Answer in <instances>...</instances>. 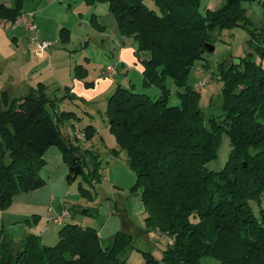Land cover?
<instances>
[{
    "label": "trees",
    "instance_id": "obj_1",
    "mask_svg": "<svg viewBox=\"0 0 264 264\" xmlns=\"http://www.w3.org/2000/svg\"><path fill=\"white\" fill-rule=\"evenodd\" d=\"M23 1L6 5L0 0V21L14 24ZM86 1L108 3L121 34L136 42L135 55L144 56L143 86L159 90L150 95L117 84L105 109L118 143L112 150H125L136 175L131 191L139 190L146 214L141 233L147 239L151 231L168 238L160 257L142 251L144 264H204L203 257L215 259V264H264V206L255 214L250 204L260 201L264 192V27L256 34L248 29L241 5L261 1L264 6V0H222L217 9L204 11L199 0H153L157 10L147 9L140 0ZM232 26L247 29L254 51L239 57L238 65L231 60L218 63L222 113L206 118L198 106L199 91L186 78L208 52L205 43L213 44L210 32ZM68 31L59 30L61 44L69 42ZM86 74L82 64L74 66L75 78L83 80ZM168 77L183 89L178 92L180 105L168 103ZM66 98L76 97L51 96L43 83L20 97L2 94L1 210L15 195L43 186L40 169L50 146L60 150L69 182L81 176V194L90 193L84 182L93 186L100 181L99 156L89 154L87 168V153L60 128L72 113L56 112L54 106ZM222 132L229 139L228 158L223 168L210 170L206 164L216 157ZM57 234L53 245L28 234L17 248L2 234L0 264H129L126 252L134 248V235L125 229L104 243L93 227L70 220Z\"/></svg>",
    "mask_w": 264,
    "mask_h": 264
},
{
    "label": "rangeland",
    "instance_id": "obj_2",
    "mask_svg": "<svg viewBox=\"0 0 264 264\" xmlns=\"http://www.w3.org/2000/svg\"><path fill=\"white\" fill-rule=\"evenodd\" d=\"M27 0L23 1V5ZM147 9H156L153 0H140ZM199 8L217 9L221 4L216 5L217 0H199ZM62 4L66 10L63 14L69 21V46L73 48L74 58H82L81 64L87 69L86 77L82 81L80 87L84 90L93 92L98 85L96 78L109 80L113 88L117 84L130 87L136 92H144L150 95H155L159 90L154 87H145L142 84V67L141 61L134 55V50L137 47L136 42L132 37H127L121 34L118 29L114 14L109 10L106 2H88L86 0H70V5L67 0H63ZM245 9L247 17L248 29H253V32L258 33L260 26L264 27V6L261 1H245L241 3ZM69 14H68V13ZM71 13L73 15H71ZM70 15V16H69ZM59 31L57 32V36ZM250 33L242 26H232L222 29L220 32L214 30L210 32V39L213 40L214 50L205 52L203 58L195 61L194 67L187 75V83L195 88V84L201 79L203 74H209L211 80L199 90L198 106L204 113L206 118L217 116L222 113L221 109V87L222 81L217 77L218 63L220 62H235L239 57L253 52L254 48L248 43ZM57 46V44H54ZM129 57H133L129 61ZM202 63L208 64L205 68ZM106 65H114L117 73L114 78L102 77L100 70ZM74 68V67H73ZM85 81L92 82L91 86H87ZM167 88L169 89V105H180L181 99L178 92L182 88H178L173 83L172 79L167 78ZM65 89V88H64ZM69 89V88H68ZM69 94L76 98L66 102L64 107L72 114L65 118L64 133L68 135L67 139L78 146L81 151L87 153L85 162L87 168L90 165L89 154L95 153L99 156V170L103 175L97 184L88 185L87 182L83 186L90 191L89 195H83L79 190V182L82 181L81 176H78L71 182L66 179L67 165L63 161L60 150L56 146L57 154H53L50 150H45L43 154L44 162L40 169V176L47 180L45 176L49 171L45 170V166L49 170H54L55 174L63 176L64 184L53 186V193L50 196L69 207L72 212V220L83 226H95V230L100 234L104 243H107L111 237H108L113 228L111 221L116 217L121 219L123 213L127 217L129 232L134 235V248H130L126 255L128 256L129 264H144L142 251H151L156 257H160L161 250L165 247L164 236H159L155 232H150L149 238L144 239L140 235L145 229L144 218L146 216L143 204L139 199V190L131 191V187L136 181L135 172L127 164V155L125 150L113 152L112 149H118V143L115 135L110 131L108 126L107 116L105 113L107 96L110 94L106 90L99 93L77 94L72 90H68ZM88 105V106H86ZM64 122V123H65ZM72 123L80 131L77 135ZM90 125V126H89ZM88 132V135L84 132ZM51 147V146H50ZM230 151L229 139L226 132H222L216 157L206 164L210 170L218 171L223 168ZM48 176V175H47ZM13 201V200H12ZM56 202V203H57ZM12 203V202H11ZM251 207L255 214H258L260 206H264V192L261 195L260 201H250ZM88 211H83L88 209ZM106 219L109 221L106 223ZM119 219V220H120ZM71 220V219H69ZM66 221V220H65ZM51 222V220H49ZM103 223L104 231L101 232L100 226ZM106 223V225H105ZM61 226V225H60ZM57 225V228H60ZM94 228V227H93ZM120 228V226H119ZM118 228V229H119ZM102 233V234H101ZM104 235V236H103ZM147 237V236H146ZM41 243L53 245L58 240V234L52 241L47 239H39ZM202 263L215 264V259L211 257H203Z\"/></svg>",
    "mask_w": 264,
    "mask_h": 264
},
{
    "label": "crops",
    "instance_id": "obj_3",
    "mask_svg": "<svg viewBox=\"0 0 264 264\" xmlns=\"http://www.w3.org/2000/svg\"><path fill=\"white\" fill-rule=\"evenodd\" d=\"M1 1L9 5V0ZM62 2L63 0H27L24 3L22 13L26 14L28 19L37 26V39L33 38L35 32L26 28L24 24H12L0 21V108L2 107L1 97L3 93H6L9 98L20 97L25 95L31 87H35L37 83L46 85L51 96L55 95L57 97L69 94V89H72L77 94V97L85 93L87 95L94 92L97 94L106 90L107 93L111 94L113 91V85L107 79L96 78L98 85L94 88L93 92H90L80 87L82 81L74 77L73 67L76 64H81V60L79 59L82 58L78 57L76 60L74 58L75 54H73L74 49L67 47L69 43L61 44L58 41L57 32L62 27L70 28L68 26L69 21L63 14L66 10ZM214 3L219 5L222 3V0H217ZM67 4L70 5V0H67ZM211 10L214 9L211 8ZM71 15L73 14L71 13ZM41 40H57L54 43L57 46L53 44L51 48L39 53V41ZM132 58L129 57L128 60L131 61ZM137 58L142 61L144 56L140 54ZM103 68L100 70L102 77H104L102 75ZM142 70L143 66L140 69L141 73ZM65 86L69 89H64ZM110 94H108L107 99ZM68 101L69 99L66 98L60 102H56L54 106L55 111H67L68 109L64 105ZM64 122L60 123V128L63 134L69 137L63 131L64 124H68V121ZM71 126L74 130L77 129L73 124ZM77 130L80 131L79 129ZM47 150H50L55 155L57 154L56 149L52 146L48 147ZM45 170L46 173L47 171L49 173L47 174L48 176H45L47 180L44 179L43 186L15 195L8 208L4 210L0 209V236L4 234L11 238L12 246L15 248L23 243V239L28 234H33L43 240H54L58 232L57 225L60 226L61 224L52 220L49 222V218L57 216L64 209L69 210L70 213V217L64 219V222H69V219L72 220L71 209L63 201L61 202V199L57 202L54 197L50 196L53 193V186L55 187L61 183L64 184L63 176L55 174L54 170H49L47 166H45ZM101 179H103L102 174ZM120 217V220L114 217L111 221V228L113 230L107 234L108 237H112V235L121 229L129 231V228L126 226L129 225L128 220L125 226L122 225L127 217H124L123 213ZM105 221L107 223L109 220L106 219ZM80 225L83 226V224ZM93 227L95 229V226ZM100 229L101 232L104 231L103 223ZM98 235L100 236L99 233ZM140 236L145 240L147 239L144 235Z\"/></svg>",
    "mask_w": 264,
    "mask_h": 264
},
{
    "label": "built area",
    "instance_id": "obj_4",
    "mask_svg": "<svg viewBox=\"0 0 264 264\" xmlns=\"http://www.w3.org/2000/svg\"><path fill=\"white\" fill-rule=\"evenodd\" d=\"M14 24H24L26 28L33 30L35 32L33 38L37 39L38 36V29L37 26L28 19L27 15L22 13L20 14ZM55 43V41H50V40H41L39 41V48H38V52H42L47 50L48 48H51L53 46V44ZM117 73L116 67L114 65H108L106 66V68L103 70V75L106 77H114ZM211 80V77L209 74H203L201 79L198 80V82L195 84V89L197 91H199L202 87H204L207 83H209V81ZM79 131L76 130V134L78 135ZM96 182H94L95 184ZM70 217V213L69 210L64 209L62 210L57 216H52L49 219L62 224L64 222V219L69 218Z\"/></svg>",
    "mask_w": 264,
    "mask_h": 264
},
{
    "label": "water",
    "instance_id": "obj_5",
    "mask_svg": "<svg viewBox=\"0 0 264 264\" xmlns=\"http://www.w3.org/2000/svg\"><path fill=\"white\" fill-rule=\"evenodd\" d=\"M263 43H264V40H263ZM205 48L208 52H212L214 50V46L210 43H205ZM235 65H238L239 64V60L236 59L235 62H234ZM140 191H142V189H140Z\"/></svg>",
    "mask_w": 264,
    "mask_h": 264
}]
</instances>
